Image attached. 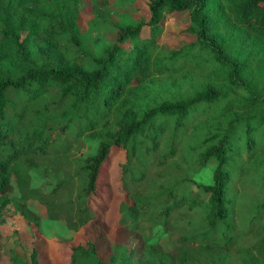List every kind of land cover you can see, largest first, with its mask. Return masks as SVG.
<instances>
[{"label":"trees","instance_id":"obj_1","mask_svg":"<svg viewBox=\"0 0 264 264\" xmlns=\"http://www.w3.org/2000/svg\"><path fill=\"white\" fill-rule=\"evenodd\" d=\"M78 3L0 0V216L36 224V204L69 230L100 223L91 201L117 149L118 226L131 242L103 260L89 240L70 264H264V0H147V20L95 13L85 34H113L97 58ZM181 12L190 39L158 43L163 18ZM84 137L95 153L73 158ZM204 167L211 182L197 184ZM156 227L179 233L169 250L148 243ZM20 251L9 264H40L36 247Z\"/></svg>","mask_w":264,"mask_h":264},{"label":"rangeland","instance_id":"obj_2","mask_svg":"<svg viewBox=\"0 0 264 264\" xmlns=\"http://www.w3.org/2000/svg\"><path fill=\"white\" fill-rule=\"evenodd\" d=\"M108 5L96 3L94 5L90 0H79L77 5L76 23L81 35L80 39L85 42L86 53L92 58L101 55L103 48L109 45L113 38L108 29L99 34L92 33L86 35L89 21L97 13L102 19L114 22L120 15L128 16L134 20H147L149 12L146 6L147 0H107ZM162 33L157 37L158 43L177 48L187 42L190 37L185 34L187 27V13H172L161 21ZM128 46V45H126ZM87 58L82 61V65L88 66ZM162 80V79H161ZM159 76L144 77L140 83H149L154 89H158L161 83ZM132 84H137L132 81ZM82 146L71 155L73 158H84L95 153L97 143L95 140L84 137ZM123 160V152L114 150L107 158L104 169L101 171L99 184V198H94L91 204L95 209H99L100 223L89 222L76 230L67 229L66 226L57 219L45 217L43 209L32 204L30 210L37 213L36 224L27 222L15 211H5L0 216V264H9V255L11 252L22 256V250L26 256L33 247L39 251L40 264H70V249L77 245H86L87 241H92L99 252L100 258L106 259V248L109 245L122 242L129 244L131 239L118 226L117 207L122 196L119 195V181L117 173L119 164ZM30 174V187L39 190H48L43 179L37 175ZM195 183L206 184L211 182L210 168L204 167L190 174ZM10 198L17 199L19 196L17 186H13L10 191ZM102 227V228H101ZM179 233L177 231L165 232L159 228H153L145 236L148 243L157 244L163 250L167 251L172 244L177 241ZM21 240V246L19 241Z\"/></svg>","mask_w":264,"mask_h":264}]
</instances>
